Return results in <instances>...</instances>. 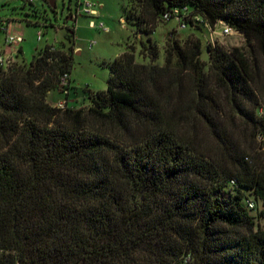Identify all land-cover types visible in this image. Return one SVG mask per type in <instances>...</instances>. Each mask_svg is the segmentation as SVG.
Masks as SVG:
<instances>
[{
    "label": "trees",
    "instance_id": "obj_1",
    "mask_svg": "<svg viewBox=\"0 0 264 264\" xmlns=\"http://www.w3.org/2000/svg\"><path fill=\"white\" fill-rule=\"evenodd\" d=\"M176 6L245 44L208 40L207 66L177 29L163 65L131 43L81 107L47 99L72 45L0 69V264H264V0H137L128 18L151 33Z\"/></svg>",
    "mask_w": 264,
    "mask_h": 264
},
{
    "label": "rangeland",
    "instance_id": "obj_2",
    "mask_svg": "<svg viewBox=\"0 0 264 264\" xmlns=\"http://www.w3.org/2000/svg\"><path fill=\"white\" fill-rule=\"evenodd\" d=\"M137 0H101L99 3L98 22H104L109 31L90 26L88 15L79 13L76 18L77 0H56L55 6H51L48 0H0V21L9 22L10 30L17 36L23 37L21 48L22 54L15 61L23 60L29 63L37 50L47 45L56 47L65 43L67 46L78 47L72 52L71 89L68 96L71 106L81 107L87 103L89 91L105 90L108 86L110 69L108 62L118 57L131 43L135 45L136 59L140 63H153L146 53L141 52L142 41L152 42L157 46L159 56L154 63L163 65L166 55V47L170 42V31L177 29L179 41L189 36L200 37L203 42L202 59L209 64L206 44L209 32L206 29H195L191 26L179 28L176 20L169 22L160 21L155 31L140 35L137 26L128 18L129 11ZM101 4H103L101 6ZM146 7L139 6L137 15L147 16ZM73 14V15H72ZM71 29L75 30L74 43L67 39ZM43 32L40 40L39 31ZM5 34L0 35L1 43L4 42ZM215 41L226 48L243 46L244 38L237 34H215ZM94 42L93 46L90 43ZM79 50V52H78ZM14 63V64H15ZM48 102L54 106L66 94L59 89H53L48 95Z\"/></svg>",
    "mask_w": 264,
    "mask_h": 264
},
{
    "label": "built area",
    "instance_id": "obj_3",
    "mask_svg": "<svg viewBox=\"0 0 264 264\" xmlns=\"http://www.w3.org/2000/svg\"><path fill=\"white\" fill-rule=\"evenodd\" d=\"M30 2L34 0H28ZM77 12L84 13L91 17L90 26L91 27H98L105 31H109V29L105 26L104 22H98L96 19L99 18V4L96 1L92 0H79L77 5ZM73 15V14H72ZM162 20L165 22H169L171 20H176L178 22L179 28H187L190 26V23H199L204 24V26L209 31V39L210 42L216 43L214 35L216 34H223V35H230L237 33L228 23L224 21H219L214 26H211L201 15L194 14L193 11L188 7H179L176 6L172 8L170 11H166L162 15ZM4 33L5 38L4 42L0 43V69L8 70L16 61L18 47L23 41V37L17 36L16 34L12 33L10 30V25L8 21L1 20L0 21V35ZM240 35V34H239ZM39 39L41 40L43 37V32L40 30L38 32ZM94 42L90 43V46H93ZM71 81V74L65 72L61 75L60 83L61 89L63 93L66 94V99H62L58 102V107L65 108L69 104L68 95L70 92L69 86ZM249 206L252 208L255 206L254 202L250 201Z\"/></svg>",
    "mask_w": 264,
    "mask_h": 264
},
{
    "label": "crops",
    "instance_id": "obj_4",
    "mask_svg": "<svg viewBox=\"0 0 264 264\" xmlns=\"http://www.w3.org/2000/svg\"><path fill=\"white\" fill-rule=\"evenodd\" d=\"M92 1H96V2L102 3L101 0H92ZM102 5H103V4H101V6H102ZM99 7H100V6H99ZM75 14H76V18H77V15L79 14V12H77V9H76V13H75ZM90 20H91V19H90ZM0 43H1V41H0ZM1 44H2V43H1ZM74 48H75V50L78 49V47H74ZM78 52H79V50H78ZM122 53H123V52H122ZM122 53H121V54H122ZM71 87H72V85H71ZM69 95H70V92H69ZM69 95H68V96H69Z\"/></svg>",
    "mask_w": 264,
    "mask_h": 264
},
{
    "label": "water",
    "instance_id": "obj_5",
    "mask_svg": "<svg viewBox=\"0 0 264 264\" xmlns=\"http://www.w3.org/2000/svg\"><path fill=\"white\" fill-rule=\"evenodd\" d=\"M49 3H50V5H51V6H53V7H54V6H55V4H56V0H49Z\"/></svg>",
    "mask_w": 264,
    "mask_h": 264
}]
</instances>
